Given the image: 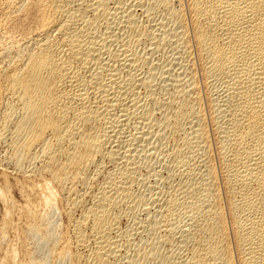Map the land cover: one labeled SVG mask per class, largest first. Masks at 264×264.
I'll list each match as a JSON object with an SVG mask.
<instances>
[{
  "label": "bare ground",
  "instance_id": "bare-ground-1",
  "mask_svg": "<svg viewBox=\"0 0 264 264\" xmlns=\"http://www.w3.org/2000/svg\"><path fill=\"white\" fill-rule=\"evenodd\" d=\"M0 168V264H264V0H0Z\"/></svg>",
  "mask_w": 264,
  "mask_h": 264
},
{
  "label": "rangeland",
  "instance_id": "rangeland-1",
  "mask_svg": "<svg viewBox=\"0 0 264 264\" xmlns=\"http://www.w3.org/2000/svg\"><path fill=\"white\" fill-rule=\"evenodd\" d=\"M2 172H3V170L0 168V173L2 174ZM6 172H8L7 174L10 176V178L12 179V180H15L16 178H18V176H20L17 172H15L14 170H12V169H9V170H7ZM0 174V182H2L3 183V175H1ZM1 176H2V178H1ZM12 176V177H11ZM16 177V178H15ZM2 183H0V185H3ZM11 188H12V190H11ZM14 188V189H13ZM17 188L16 187H14V185L13 186H11L10 187V195H12L11 197H14V199L16 200V201H18V202H20V201H22V197H21V195H20V191L18 192V189L16 190ZM12 192V193H11ZM14 195V196H13ZM0 219H2V216H3V208H4V206H3V203L2 202H0ZM2 213V214H1ZM13 232H10V233H7V234H10L9 236H8V239H9V241H11V239H12V241H11V243H14L18 248H20V244H19V239L18 238H16V237H18L16 234L14 235V234H12ZM16 238H14V237ZM12 237V238H11ZM18 239V240H17ZM16 240V241H15ZM15 241V242H14ZM4 247H7V243H5L4 244V246H3V248Z\"/></svg>",
  "mask_w": 264,
  "mask_h": 264
}]
</instances>
